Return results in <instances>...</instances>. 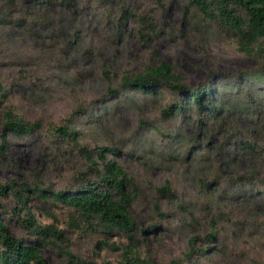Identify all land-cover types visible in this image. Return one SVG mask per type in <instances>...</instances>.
I'll use <instances>...</instances> for the list:
<instances>
[{
	"label": "rangeland",
	"instance_id": "374dc122",
	"mask_svg": "<svg viewBox=\"0 0 264 264\" xmlns=\"http://www.w3.org/2000/svg\"><path fill=\"white\" fill-rule=\"evenodd\" d=\"M98 1L77 0L69 5L60 0L48 5L32 2L18 6L10 19L3 17L0 83L9 91L4 106L24 121H38L40 129L29 138L6 136L0 151V183L11 179L32 182L33 177L41 187L65 186L72 170L83 168L82 162L75 151L57 152L43 134L85 107L91 115L80 117L73 125L80 131L79 142L89 148L116 150L108 152L107 158L117 161L134 181L137 194L129 212L138 229L130 242L123 234L87 225L70 208L24 189L29 194L25 204L36 222L53 224L60 238L36 242L19 225L16 216L20 218L23 212H16L19 205L9 192L0 199L7 232L35 245L48 264H116L125 243L152 264H264V242L234 237L226 231V223H218L223 226L217 240L211 242L214 252L184 256L188 238L208 231L212 208L224 217L232 208L233 214L246 212L257 214L258 220L263 218L256 210L259 206L263 210L264 203L253 185L238 189V195L250 190V199L237 196L232 200H226L220 187H210L214 194L211 209L199 193L201 182H224L244 171L256 179L264 178V98L252 92L254 105L237 106L226 92L230 78L256 67L254 58L238 49L232 31L205 19L189 0ZM123 7L132 16L118 21ZM21 12L35 18L34 24L18 21L23 20ZM260 40L264 50V39ZM160 59L188 88L211 78L216 81L220 94L215 101L224 106L225 125L211 121L209 141L208 132L193 122L161 118L160 108L168 100L164 92L157 99L144 100L128 93L106 97L107 88L114 87L122 75L136 73ZM1 120L0 109V126ZM227 129L253 142L255 152L246 154L240 147L222 143ZM174 133L170 148L161 154L162 137ZM190 146H201L200 158L191 159ZM166 182L172 194L158 195L156 188ZM180 205L190 209L192 219ZM256 225L252 224V230Z\"/></svg>",
	"mask_w": 264,
	"mask_h": 264
},
{
	"label": "trees",
	"instance_id": "16d2710c",
	"mask_svg": "<svg viewBox=\"0 0 264 264\" xmlns=\"http://www.w3.org/2000/svg\"><path fill=\"white\" fill-rule=\"evenodd\" d=\"M56 0H0V23L3 17L11 18L13 10L18 6H27L35 2L43 5L54 3ZM66 5L75 3L77 0H60ZM95 0H91L93 2ZM102 0H99L100 3ZM189 2L200 11L205 19L220 25L234 33L238 38V49L255 60L256 67L250 71H244L240 75L233 76L228 80L226 88L227 97L234 101V105L247 106L254 105L256 102L251 95L252 92L259 93L264 98V50L261 49L260 39H264V0H189ZM24 24H34L32 17H27L25 12L20 13ZM132 16V13L123 7L118 14V21ZM77 31V30H76ZM76 31L74 33H76ZM253 85L255 87H253ZM168 95L167 102L160 108L159 114L163 120L172 121L176 117L182 124L193 122L197 128H201L205 133L208 132V141L213 134L209 132L210 122L218 120L225 125L222 116L224 106L221 102H216L219 88L211 78L193 88H188L176 75L171 66L163 60H158L154 64H146L143 69L131 75H122L117 84L108 87L106 97H116L115 95L137 96L140 99H157L163 95ZM9 97V91L0 83V151L3 152V143L6 136L14 138H29L39 133V122H27L18 117L10 108L4 106V102ZM226 97V96H225ZM226 99V98H225ZM218 103V104H217ZM250 105V106H252ZM91 111L87 108H79L71 112L63 119L59 125L49 126L47 133L43 137L49 140L57 152L75 151V155L81 160L82 169H73L68 183L60 189L51 187H41L37 185V180L32 177V182H25V179H11L6 183H0V199H5L6 193H10L19 205L23 215L16 216L19 225L38 243H49L51 239L60 238V231L52 224L41 225L36 222L35 217L27 208L25 201L29 191L37 192L43 200H49L61 207H67L74 211L76 219L83 221L87 225L101 229L104 232H118L133 241L132 237L138 229L134 222L129 207L136 197L137 188L132 177L114 159L107 158L108 152H116L113 148L97 147L89 148L80 144V131L73 125L80 118H87ZM228 127V125H226ZM153 130V129H152ZM223 142L228 146L240 147L242 152H255L253 142L240 137L233 130L225 131ZM163 136V134H161ZM176 133L167 134L162 137L159 151L165 154L171 146V141L175 139ZM178 136V133H177ZM164 141V142H163ZM208 142L206 141V144ZM187 153L192 160L200 158L198 154L200 148L190 146ZM66 151V152H67ZM258 153V152H257ZM263 153V152H262ZM261 153H258V155ZM243 154L242 156H244ZM223 183L225 184L224 187ZM247 184L256 187L258 198L264 203V178L256 179L253 174L246 171L238 173L236 177L226 178L224 182H217L215 179L201 182L199 193L208 209L212 208L213 191L210 187H220L222 194L226 195V200L237 199V196L249 197L253 194L249 190L246 195L240 194L239 188ZM30 185V186H29ZM259 185V186H256ZM158 195L165 193L172 194L170 185L156 188ZM256 196V195H255ZM2 203L0 202V212ZM187 218L192 219L190 209L180 205ZM209 219V229L203 235H192L187 240L188 250L184 254L186 258L193 254L212 253L214 248L211 242L217 240L221 231L218 223H226V231L232 236H245L264 242V208L256 211L261 212L262 219L258 220L257 214L240 213L233 214L231 210H226V217L222 212L212 208ZM224 218V220H222ZM252 224H258L253 229ZM228 226L231 227L228 229ZM156 229L155 225L150 226ZM246 231L243 233L242 230ZM223 230V228H222ZM252 230V231H250ZM199 245V246H198ZM121 258L116 264H152L150 261L140 258L136 250L130 243L121 245ZM0 264H48L40 255L38 248L29 243L22 237H14L7 232L0 214ZM103 264H110L104 262Z\"/></svg>",
	"mask_w": 264,
	"mask_h": 264
}]
</instances>
